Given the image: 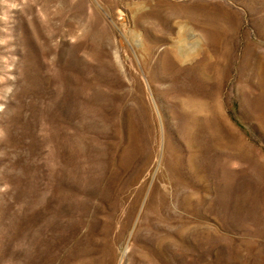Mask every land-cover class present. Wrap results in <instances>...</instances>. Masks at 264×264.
Segmentation results:
<instances>
[{"label": "rangeland", "instance_id": "374dc122", "mask_svg": "<svg viewBox=\"0 0 264 264\" xmlns=\"http://www.w3.org/2000/svg\"><path fill=\"white\" fill-rule=\"evenodd\" d=\"M0 264H264V0H0Z\"/></svg>", "mask_w": 264, "mask_h": 264}]
</instances>
